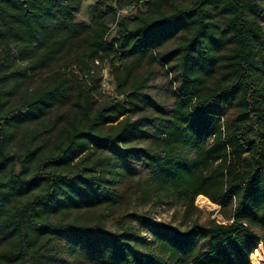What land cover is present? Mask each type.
<instances>
[{
  "label": "trees",
  "instance_id": "16d2710c",
  "mask_svg": "<svg viewBox=\"0 0 264 264\" xmlns=\"http://www.w3.org/2000/svg\"><path fill=\"white\" fill-rule=\"evenodd\" d=\"M82 1L0 0V264H252L264 0H97L89 23ZM105 59L117 96L101 99ZM156 63L172 75L169 111L146 104ZM131 192L182 202L184 229L147 211L107 226ZM200 194L226 222L191 218Z\"/></svg>",
  "mask_w": 264,
  "mask_h": 264
},
{
  "label": "rangeland",
  "instance_id": "374dc122",
  "mask_svg": "<svg viewBox=\"0 0 264 264\" xmlns=\"http://www.w3.org/2000/svg\"><path fill=\"white\" fill-rule=\"evenodd\" d=\"M96 2L97 0H83L79 13L76 15L75 19L77 21H85L89 23L95 15L97 9ZM101 8L105 11V4L102 5ZM260 21L264 26V13L261 16ZM111 27L114 29L113 24ZM153 69L152 75L145 88L147 107L152 111H169L174 104V88L173 84H171L172 75L166 66L159 63H156ZM96 71L98 75H100V98L107 99L116 97L115 83L109 73V59L98 62ZM119 98L122 99L121 96H119ZM138 170L139 176L137 177H140L144 174L145 169L139 167ZM194 204L197 207V210L191 213V218L197 217L201 223H206L211 219L226 222L225 215L220 211V206L218 204L215 203V205H211L208 203L201 205L198 203V197L195 198ZM184 209L185 205L174 198H166L158 205L153 206L151 205V201L143 202L142 199L137 198L136 194L131 192V194L126 196V200H124L122 205L117 206L106 213V218L104 220L106 221L107 226L114 228L119 225L118 223L120 222L119 219L121 217L126 221H130L133 219V214L135 212L147 211L152 221L170 224L179 230H183L184 226L180 223L182 222ZM94 212L96 213L97 211Z\"/></svg>",
  "mask_w": 264,
  "mask_h": 264
},
{
  "label": "bare ground",
  "instance_id": "6f19581e",
  "mask_svg": "<svg viewBox=\"0 0 264 264\" xmlns=\"http://www.w3.org/2000/svg\"><path fill=\"white\" fill-rule=\"evenodd\" d=\"M198 197V203L215 205L214 202L210 201L206 196L200 194ZM252 264H264V244L259 243L258 247L254 250L253 257L251 260Z\"/></svg>",
  "mask_w": 264,
  "mask_h": 264
},
{
  "label": "built area",
  "instance_id": "2783aa9c",
  "mask_svg": "<svg viewBox=\"0 0 264 264\" xmlns=\"http://www.w3.org/2000/svg\"><path fill=\"white\" fill-rule=\"evenodd\" d=\"M132 9H133V5L128 6V7H125V8H123V9H120V10L118 11V14H121V15L128 14ZM113 26H114V25H113ZM112 29H113V28L111 27V30H112ZM96 63H98V61H96Z\"/></svg>",
  "mask_w": 264,
  "mask_h": 264
}]
</instances>
